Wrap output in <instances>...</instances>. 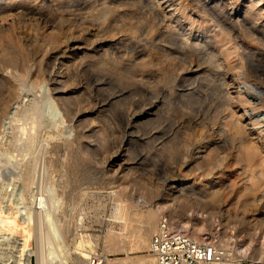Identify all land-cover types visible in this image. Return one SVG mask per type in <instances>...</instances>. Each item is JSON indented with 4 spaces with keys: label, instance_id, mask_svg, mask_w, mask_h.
Listing matches in <instances>:
<instances>
[{
    "label": "rangeland",
    "instance_id": "374dc122",
    "mask_svg": "<svg viewBox=\"0 0 264 264\" xmlns=\"http://www.w3.org/2000/svg\"><path fill=\"white\" fill-rule=\"evenodd\" d=\"M246 1L0 0V219L16 212L20 226L12 231L0 223V264H39L42 248L45 264H77L70 245L74 232L90 237L96 243L92 251L108 255L110 264H132L147 250L105 251L106 235L121 231L112 214V192L121 190L123 201L144 197L146 205L175 203L166 180L200 189L198 171H189L196 161L189 159L209 150L219 156L210 163L214 185L225 186L219 204L225 215L210 214L212 226L201 225L198 236L205 243L222 238L217 244L232 255L219 264H264V139L257 140L251 130L264 134V14L246 10ZM180 33H190L189 42L208 40L212 49L206 52H225L221 92L209 58L192 49L189 56L177 53L172 43ZM212 35L222 41L214 44ZM164 47L173 50L168 59ZM57 70L71 79L60 91L80 105L71 128L51 86ZM28 107L41 122L31 142L26 140L30 119L23 112ZM139 110L145 114L134 119ZM217 114L225 134L240 130L243 160L230 142L218 149L217 136L207 128L197 138V124L209 125ZM22 126L28 134L20 132ZM69 140L74 144L68 146ZM252 145L255 154L248 157ZM185 152L190 157L183 163ZM28 163L33 171L25 173ZM118 166L124 178L116 180L112 171ZM246 196L256 199L246 204ZM35 207L49 216L41 226L50 241L41 246L33 228L29 248L23 247L22 227L31 228L24 213ZM160 214L169 218L166 208ZM140 217L129 215L130 233ZM61 237L70 249L62 250Z\"/></svg>",
    "mask_w": 264,
    "mask_h": 264
},
{
    "label": "bare ground",
    "instance_id": "6f19581e",
    "mask_svg": "<svg viewBox=\"0 0 264 264\" xmlns=\"http://www.w3.org/2000/svg\"><path fill=\"white\" fill-rule=\"evenodd\" d=\"M110 3H111V1H110ZM251 8H254L261 15L264 14V0H247L246 1V5H245V9L249 11ZM97 13H99V12H97ZM100 15H99V17H100ZM221 26H222V24H221ZM221 29H224L225 30V24H223V26L221 27ZM189 32H191V31H189ZM189 34L190 33H187V35H185L184 33H182V34L180 33V37L178 39H176L172 43L173 46H175L176 48H179V50L177 51V53H179V54H183V55H186L187 54V56H189L191 54V49H192L198 55H201L202 54L207 59L209 58V61H212L213 62V65H214L213 67H215V69H214L215 72L219 75L218 78H217V83L220 86L219 87V91L221 92V89H222L221 86L225 83L226 75H227L225 69L226 70L228 69L227 68V64H226V59L224 57L225 56V54H224L225 52H223V51H217V50L216 51L214 50L213 52L208 50L209 52H206L208 48L209 49L211 48L209 46L210 45V42L208 40H202L201 43L200 42H197V43L189 42V40H188L189 37L188 38L186 37ZM219 34H222V32L220 31ZM209 38L210 39L215 38V39H213L214 42L211 41L214 44L222 41V37L219 39L218 36H216V35H212ZM171 51H173V50L170 47H164L163 48L164 58L165 59H168L169 57H171V55H173V52H171ZM53 74H54V76H53V79H51V82H52V85L51 86H52V90L55 91V93H54L55 101L59 105V107H60V109L62 111V114H61L62 115V120L66 123V126L67 127H69V128L74 127L73 122L76 120L75 119L74 108L76 106H79L80 107V105H79L78 102H75L74 103L66 95V90L65 91H60L61 90V87L63 86L62 83H65V82L67 83L71 79L62 70L54 71ZM65 77H67V78L65 79ZM39 79H41V78H39ZM224 85H223V87H224ZM152 103H153V101H152ZM23 112H24L25 117H27V118L30 119L29 122H28L29 126L27 127L28 128V131H29V134L26 133L25 126L20 127V130H21L20 132H22L24 135H25V133L28 134L27 138L26 137H24V138H26V140L27 139L30 140V138L33 137L32 135L34 133L36 134L35 131H37L38 130V127H40L39 125H41L40 124L41 122L40 121H37L40 118L37 119L38 118L37 117L36 118L37 120L35 119L34 114L36 112L33 113V108L29 109V107H28L27 110L26 109L25 110L23 109ZM139 114H140V116L141 115H144L145 114V111L141 110L140 112L136 113V115L133 114L131 116L132 117L134 116V119H135V118H137V115H139ZM217 118H218V114H217V116H214L212 118V123H210L209 125H198L199 124L198 123L197 126L195 127V129L197 130V133H196L197 134V138L199 140L202 139L204 137L203 136V128H207L206 130H210L214 135L217 136V140H216V142L215 141L214 142L218 146V149H219V147H223L224 148L225 143L230 142L231 143V146L235 147L237 159L238 160H243V157H244V153H243L244 139H238L237 138V134H238V132L240 130L238 128H236V131L234 132V134L233 133H231L230 135L225 134V131L223 130V128H221L219 119H217ZM25 120H27V119H25ZM38 122H40V123L38 124ZM251 130H252V133L253 134L254 133L256 134V139L257 140L264 139V134H262L260 131L254 130V128L251 129ZM95 132L98 133V131H95ZM30 142H31V140H30ZM73 144H74V140H69L67 142V145L68 146H71ZM201 144H203V143H201ZM100 145L102 146L103 144H100ZM259 146H260V144H259ZM248 148L252 150V151H250L248 153V157H251L252 155L255 154V152H254V149L255 148H254L253 145L252 146H249ZM209 152H210V150L208 151V153ZM208 153L207 154H199L198 156H193L192 158L189 159V160H192V162L193 161L194 162L196 161V163H192V165L189 166V171L190 172L198 171V176L200 177L199 182L202 184V187L200 189L197 188V187H195L193 184L186 185L187 182L186 183H180V184L176 185L171 179L166 180V185H165L166 190L167 189H168V191L169 190H173L174 192H171V194H175L173 198L178 199V201H175V203L173 201V202H170L169 204H164V205H161V206H159V205L158 206L146 205L147 198H144V197L142 199L140 198L141 200L140 199H137V201H135L136 198H135L134 201L132 200L130 202L129 201H126V200L123 201L122 199H123L124 196H122L123 194L121 193V190H118V189L117 190H114V192H112V195H113V200L115 201V203L112 206V214L114 215L115 219H117L119 221L120 226H121V228H120L121 231L119 233H116V232H114V230H112V231H110L108 233V235H106V241H105L106 242V245L105 246H106L107 249H105V251H108V252L109 251L111 252V251H114V250H122V251H125V252H127V251L130 252L132 250H137L139 252L140 251H143V250H147L148 251L150 234L153 233L154 230L156 229L157 223L160 220V218L162 217V215L160 213H161V210L163 208L168 209V217L169 218H167V219L170 221L171 225L174 228H176L178 230H181V231L187 233L190 237H192V238H194V239H196L198 241H202L199 238L198 233L201 230V227L202 226H207L208 228H210L212 226V223L213 222L210 221L211 220L210 219V217H211L210 214H213V213H217V214L218 213H221L222 215L223 214L225 215V213H223L224 211H222L221 207L219 206V204H220L223 196L226 194V191L224 192L225 186L222 187V185H220V186H215L214 185V173H213L214 166L210 163L211 162L210 159H212V158L215 157V159L218 160V157L219 156H218V154L215 155V154H208ZM181 154H183V153H181ZM195 155H197V154H195ZM117 156H118V154H116V153L113 154L112 156H109L110 158H108V159H110V163H113L115 161V159H116ZM177 156H180V155H177ZM189 157H190L189 153L188 152H185V154L183 155V158H182L183 159V163H185L188 160ZM32 162H33V160H32ZM30 170L33 171L31 169L30 163H28L27 165H25V173L26 172L27 173L28 172H31ZM248 171H249V168L248 167H244V168L241 169V173L244 174L245 177H247V172ZM121 172H122L121 166H118L115 170L112 171V174L116 178V180H119V179H123L124 178V174L122 175ZM187 173H188V171H187ZM261 174L264 175V170H262V173ZM251 175H254L253 172H251ZM28 180H29V178H28ZM196 190H198V192H196ZM196 194H198V197L195 196L194 198H192V195H196ZM129 195H130V198H131V194H129ZM127 197H128V195H127ZM148 197H152V196H148ZM255 199H256L255 197L250 198L249 196H246L245 199H244V201H243V203H246V204L248 202L253 203ZM138 200H140V201H138ZM214 205H215V207H214ZM207 209H209V211L207 212V214L205 216H203V213H201V216H197L198 215V211L201 210L203 212V211H205ZM11 210H14V209H11ZM131 213H138V214L140 213V216L141 217H140V220H139V224H137L131 230V233H130L129 232V230H130L129 226H130L131 220L129 218V215ZM3 215H4V213H3ZM24 215H25V221L27 222L28 226L29 225L31 226V228L29 229V227H28V229H26L27 227L26 228L25 227H22V230H23L22 233H24V236H22L23 237L22 238L23 239V247H28L29 246V244H30L29 242H30V240L33 237L32 232H31V230L33 228L36 231L35 232V240L36 241L37 240H40V242L42 243L41 246H43V247L46 246L44 244V242L45 241L46 242H49L50 241V239H49L50 237H45L44 236L45 234H43V230L44 229L42 228V226L44 225L43 224L44 223V219L47 218L48 214L47 213H42V211L40 210V207H35L33 210H30V211L24 213ZM244 215H245V213H244ZM179 216H181L182 219H185L186 221L185 222L181 221L182 220L181 217H180L181 220L178 219ZM16 217H18V213H16V212H13L11 215H6L5 214V216L0 219V223L2 224L3 227L11 228L12 231H16L18 227L20 228V226H18V223L16 221ZM227 221H229V220L226 219L225 222H227ZM188 222H190V226H188V224H189ZM41 224H42V226H41ZM239 225H240L241 230L245 228V222L242 219L240 220ZM225 227H228V226L225 224ZM127 229H128V231H127ZM2 230H3V228H2ZM53 230H52V232H53ZM223 230L224 231L221 232L222 233V237L224 235H226V232H227L226 231V228H224ZM37 231L39 233H37ZM127 232H129L130 234L127 233ZM72 234H73L72 235L73 238H72V242L70 243V245H72L74 247V249H73L74 250V253H75L74 254L75 255L74 256V259L76 260L77 264H87L86 258L88 257V253L90 251H92V249H94L96 243L94 241H91L90 237L89 238L84 237L85 235L83 236L82 234H77L76 232H74ZM61 238H62L61 240L63 242L65 239H64V237H61ZM221 241H222V238L220 237L217 242L218 243L219 242L221 243ZM217 242L214 241V242H210L209 244H211V245L214 246V248H215L217 254L219 255V257H222L224 255H228V256H231L232 255V253L230 252V250H228V248H225V249L222 248V246L224 245L223 243L220 244V246H219V244H217ZM58 243H59V241H58ZM60 244H62V243H60ZM63 244H64V242H63ZM63 244H62V250H63V246H65L67 243H65L64 245ZM55 246L57 247L58 245H55ZM68 246H67V248H69ZM59 249L61 251V246H60ZM48 250H50V249H48ZM259 250L260 249H258V251ZM41 251H42V254L41 253L40 254L42 256H40L41 259H39V260H41L40 261L41 263L39 262V264H45V259H44V257H45L44 254L45 253H43V251L45 252V250L42 248ZM67 251H68V249H67ZM255 251H256V249H255ZM48 253H50V252H48ZM64 253H65V251H64ZM224 258H225V256H224ZM61 260H64V259H61ZM20 261H22V260L20 259ZM131 262H132V264H155L154 258L151 255H149L148 253L146 255H138ZM121 263L122 264H127V261H123Z\"/></svg>",
    "mask_w": 264,
    "mask_h": 264
},
{
    "label": "built area",
    "instance_id": "2783aa9c",
    "mask_svg": "<svg viewBox=\"0 0 264 264\" xmlns=\"http://www.w3.org/2000/svg\"><path fill=\"white\" fill-rule=\"evenodd\" d=\"M147 253L155 264H219V257L213 245L198 241L187 233L174 228L170 221L163 217L149 239ZM108 255L99 251H90L87 264H110ZM52 264H63L55 261Z\"/></svg>",
    "mask_w": 264,
    "mask_h": 264
}]
</instances>
